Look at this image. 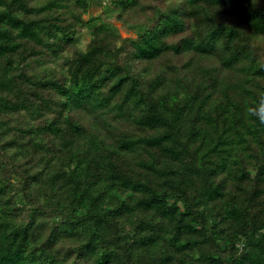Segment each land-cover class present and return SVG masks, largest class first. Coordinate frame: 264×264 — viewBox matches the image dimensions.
<instances>
[{
  "label": "trees",
  "instance_id": "1",
  "mask_svg": "<svg viewBox=\"0 0 264 264\" xmlns=\"http://www.w3.org/2000/svg\"><path fill=\"white\" fill-rule=\"evenodd\" d=\"M92 1L0 0V264H264V3Z\"/></svg>",
  "mask_w": 264,
  "mask_h": 264
},
{
  "label": "rangeland",
  "instance_id": "2",
  "mask_svg": "<svg viewBox=\"0 0 264 264\" xmlns=\"http://www.w3.org/2000/svg\"><path fill=\"white\" fill-rule=\"evenodd\" d=\"M260 3H264V0H259ZM107 3V0H93L91 4V8L89 10V14L86 16L87 18L90 16H103L104 18L108 20L113 19V12L109 9H105V4ZM119 29L121 30L122 34H128V29L121 27L117 24ZM89 34L86 31H83L82 39H81V47H85L87 42L89 41Z\"/></svg>",
  "mask_w": 264,
  "mask_h": 264
},
{
  "label": "clouds",
  "instance_id": "3",
  "mask_svg": "<svg viewBox=\"0 0 264 264\" xmlns=\"http://www.w3.org/2000/svg\"><path fill=\"white\" fill-rule=\"evenodd\" d=\"M246 113L248 116L258 120L259 123L264 124V94H262L256 102L246 108Z\"/></svg>",
  "mask_w": 264,
  "mask_h": 264
}]
</instances>
